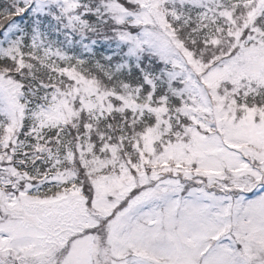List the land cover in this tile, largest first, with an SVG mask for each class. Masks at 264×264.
I'll list each match as a JSON object with an SVG mask.
<instances>
[{"label":"snow or ice","instance_id":"1","mask_svg":"<svg viewBox=\"0 0 264 264\" xmlns=\"http://www.w3.org/2000/svg\"><path fill=\"white\" fill-rule=\"evenodd\" d=\"M0 264H264V0H0Z\"/></svg>","mask_w":264,"mask_h":264}]
</instances>
